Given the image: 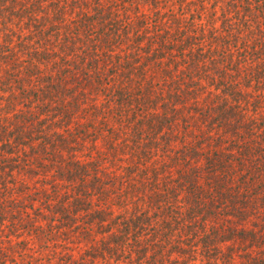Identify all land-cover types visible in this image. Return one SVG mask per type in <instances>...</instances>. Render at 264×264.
Listing matches in <instances>:
<instances>
[{
    "label": "trees",
    "instance_id": "obj_1",
    "mask_svg": "<svg viewBox=\"0 0 264 264\" xmlns=\"http://www.w3.org/2000/svg\"><path fill=\"white\" fill-rule=\"evenodd\" d=\"M0 264H264V0H0Z\"/></svg>",
    "mask_w": 264,
    "mask_h": 264
}]
</instances>
